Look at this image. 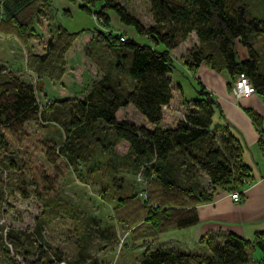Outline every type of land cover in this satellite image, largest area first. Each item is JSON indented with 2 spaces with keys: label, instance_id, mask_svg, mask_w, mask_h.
I'll use <instances>...</instances> for the list:
<instances>
[{
  "label": "trees",
  "instance_id": "16d2710c",
  "mask_svg": "<svg viewBox=\"0 0 264 264\" xmlns=\"http://www.w3.org/2000/svg\"><path fill=\"white\" fill-rule=\"evenodd\" d=\"M146 1L151 24L145 27L116 0H79L78 8L99 17L101 26L108 25L109 12H112L135 35L146 37L148 43H139L133 38L120 40V34L104 32L95 26L92 31L107 48L116 52L114 69L128 78L129 86L123 85L118 76L104 72L81 100H75L70 106L69 100L64 98L50 103L61 111L68 108L67 137L56 149L58 155L69 160L79 153L82 155L85 146L81 140L98 131V122L112 135L107 144L101 145L102 148L111 147L120 140L126 143L132 156L144 162L141 178L149 187L141 192L140 197L146 204L138 205V210L131 213L127 221L128 225L138 222L130 231L133 241L155 239L159 234L197 224L196 206L211 201L216 187L228 192L240 190L242 182L249 178L248 168L241 161V147L233 135L226 126L211 125L213 101L198 83L194 88L195 98L181 99L185 106L182 116L172 126H160L162 109L173 96L169 75L177 70L169 52L181 43H187L188 35L193 34L194 43L187 45L180 58L187 71H195L200 64L213 70H224L230 78L229 86L237 75L243 74L251 83L253 92L264 99V49L259 51L251 43V37L264 36V17L250 14L246 0ZM2 2L0 33L15 35L24 44L38 34L36 20L46 16V29L51 33L46 40L45 52L29 56L27 65L37 72L39 78L58 80L63 73V54L83 29L69 31L60 25L54 18L49 0ZM97 3V8L90 10L89 7ZM237 45L244 49L243 57L239 56ZM157 46L161 49H156ZM4 69L0 63V77L5 73L0 80V148L6 146L4 128L21 131L25 123L37 122L43 114L33 83L6 73ZM175 86L180 91L179 85ZM127 105L132 106L147 126L117 120L116 111ZM246 112L259 128V116L250 110ZM51 120L54 123V118ZM258 140L263 147L264 136L260 128ZM93 141L96 143L99 138L95 136ZM180 166L202 173L207 189L194 190L189 183L183 184L178 173ZM21 190L26 197L25 189L22 187ZM135 200V195L119 198L116 207ZM212 236L206 234L199 239L200 244L207 246V253L157 247L143 251L140 262L247 264V248L251 247L257 252L258 263L264 264V231L256 232L251 241L230 232H226L220 241L213 240ZM7 239L11 243L19 242L11 233L7 234ZM59 260L56 257L55 264H59Z\"/></svg>",
  "mask_w": 264,
  "mask_h": 264
},
{
  "label": "rangeland",
  "instance_id": "374dc122",
  "mask_svg": "<svg viewBox=\"0 0 264 264\" xmlns=\"http://www.w3.org/2000/svg\"><path fill=\"white\" fill-rule=\"evenodd\" d=\"M116 1L143 26L151 24L146 0ZM246 3L250 14L264 17V0H246ZM70 5L69 9L75 13L66 16L62 13L57 18L60 25L69 31L83 29L81 32L84 35L93 37L86 36L90 39L87 44L79 39V49L77 46L73 48L75 40L72 42L63 54V73L56 81L39 78L37 72L28 66L29 56L45 52L46 40L51 33L46 29L48 19L45 15L36 20L38 34L31 36L26 44L15 35L2 34L8 37H0V63L5 67L4 72L33 83L43 107L41 119L25 123L21 131L3 129L6 146L0 148V264H55L56 257L60 259L59 264H141L143 251L157 247L207 253L205 244L183 241L179 230L159 234L155 239H131V228L138 222L128 225L127 221L131 213L138 210V205L146 204L140 196L149 184L141 178L144 162L129 153L126 143L118 140L111 147L102 148L101 145L112 139L106 126L96 122L98 131L88 138L82 136L81 144L85 150L82 155L72 156L74 161L56 153L67 137L68 108L61 111L50 105L51 101L64 98L69 100L68 106L72 105L75 100L84 97L90 85L104 72L118 76L123 85L129 86L128 78L114 69L116 52L107 48L92 29L96 26L101 31L117 33L125 39L148 42L146 37L135 35L131 28L121 24L112 12H109L108 25L101 26L99 17L80 10L76 2ZM97 6L98 3L89 8L93 10ZM194 39L193 34H189L187 43H182V46L193 44ZM251 43L262 51L264 36L251 37ZM237 50L242 56L244 49L237 45ZM181 52L180 48L170 52L178 66L169 75L174 93L171 98L173 103L177 97L174 79L181 84L185 98L196 97L189 81L180 73ZM66 69L69 72L66 71V74L75 75L74 79L79 81L80 78L81 83L77 94L61 96L59 81ZM50 88L55 90L57 96ZM165 109H169L175 119L185 112L183 106H166L162 114H166ZM115 115L117 120L140 122L139 114L130 105L119 108ZM95 136L102 143H95ZM178 173L183 184L189 183L194 190L207 189L208 184L202 173L186 170L182 166L178 167ZM128 195H135L136 200L116 207L117 199ZM8 233L18 237L19 242L11 243L7 239ZM212 235L215 241L222 238L221 235ZM247 253V264H259L257 252L248 247Z\"/></svg>",
  "mask_w": 264,
  "mask_h": 264
},
{
  "label": "crops",
  "instance_id": "0c3cea01",
  "mask_svg": "<svg viewBox=\"0 0 264 264\" xmlns=\"http://www.w3.org/2000/svg\"><path fill=\"white\" fill-rule=\"evenodd\" d=\"M49 1L53 7L55 20H57L62 13H64L65 16L69 13L71 15L75 13V11L69 9L71 2L68 0ZM75 2L77 4L79 0H75ZM83 35V32L79 33L76 38L77 40L75 39L73 42V44H75L72 46L73 48L77 46L79 49L80 44H77L78 42L82 41V43L87 44V41L90 40L89 38L93 37V35L90 36L86 34L82 37ZM86 36L89 38L87 39ZM0 37L7 38L8 36H4L0 33ZM79 39L80 41H78ZM136 41L139 43H148L140 42L139 40ZM187 47L188 46H182L181 43L175 49L180 48L182 52L179 56H182ZM155 48L161 49L160 46ZM244 54L245 53L239 56L243 57ZM179 65L180 73L183 76L185 75L192 89L194 90L195 87L197 88L198 84L201 85L207 92L209 98L213 101L211 125H222L227 127L241 147V161L248 168L249 172V178L247 179L249 184H242L239 190L241 196L239 201H231L227 195V190L216 187L211 201L200 203L196 206L198 217L197 224L179 230V232H182L181 239L185 242L199 243V239L203 235L215 234L223 237L226 232H230L246 241H251L256 232L264 231V162L261 159L264 146L262 147L258 140L259 128L264 136V99L255 92H252L246 97L235 99L228 85L230 78L224 70H213L205 64H200L195 71L190 72L187 71L181 63ZM66 71L67 69L59 81L62 87V89H60V93H62L61 96L77 94L78 87L81 83L80 78L78 81L76 78L74 79L75 75L70 76L66 74ZM67 73L69 72L67 71ZM173 82L175 85H179L180 91L176 88V100H174L173 103L171 99L167 106L170 108L185 107L181 101V99L185 98L183 96L182 86L178 80L174 79ZM53 91L55 93V90ZM55 95L57 96L56 93ZM246 110L253 111L259 116V128L251 121ZM164 111H166V114H162L160 126H172L176 119L172 117V113H170L169 109H165ZM135 124H145L147 126L141 116L140 122Z\"/></svg>",
  "mask_w": 264,
  "mask_h": 264
},
{
  "label": "built area",
  "instance_id": "2783aa9c",
  "mask_svg": "<svg viewBox=\"0 0 264 264\" xmlns=\"http://www.w3.org/2000/svg\"><path fill=\"white\" fill-rule=\"evenodd\" d=\"M120 40L124 39V37L122 35H120ZM230 92L232 94V96L235 99H239L242 97H246L249 94H251L253 92L251 83L249 82V80L247 79L246 76H244L243 74H239L237 75L231 85H230ZM261 159L264 162V149L262 151L261 154ZM242 184H249V181L245 180L242 182ZM229 199L233 202H237L240 199V191L239 190H233L227 193Z\"/></svg>",
  "mask_w": 264,
  "mask_h": 264
}]
</instances>
